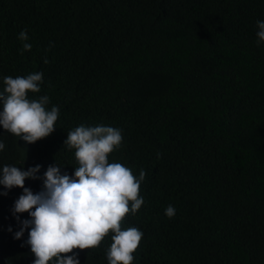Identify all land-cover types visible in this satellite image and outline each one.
Wrapping results in <instances>:
<instances>
[{"label": "trees", "instance_id": "obj_1", "mask_svg": "<svg viewBox=\"0 0 264 264\" xmlns=\"http://www.w3.org/2000/svg\"><path fill=\"white\" fill-rule=\"evenodd\" d=\"M257 21L264 0H0V92L4 77L42 72L41 91L29 98L47 95L46 108H59L54 132L34 144L0 127V168L39 165L38 178L25 180L38 193L49 166L69 176L78 166L63 145L68 132L117 128L123 140L109 162L146 173L144 203L121 224L143 233L132 264H264ZM3 192L0 264H32L30 229L14 239L23 190L0 185ZM111 242L109 234L98 248L74 252L80 264H108Z\"/></svg>", "mask_w": 264, "mask_h": 264}, {"label": "clouds", "instance_id": "obj_2", "mask_svg": "<svg viewBox=\"0 0 264 264\" xmlns=\"http://www.w3.org/2000/svg\"><path fill=\"white\" fill-rule=\"evenodd\" d=\"M256 26L259 45L264 43V21H257ZM18 39L25 41L23 51L31 50L26 30L18 34ZM44 63H48L47 58ZM42 81V72L7 76L0 92V127L28 144L53 133L59 118L58 107L46 108L47 95L29 98V93L41 91ZM122 140L119 129L104 125H80L68 132L63 145L75 150L78 166L71 176L61 174V167L56 164L49 166L38 193L25 187V180L38 178L39 165L26 171L13 165L0 168V185L4 189L23 190L12 210L21 225L14 239H20L25 229H30L25 243L34 256L32 264H80L74 250L98 248L109 234L112 242L107 251L108 264H132L143 233L136 227L122 230L121 224L144 203L140 186L146 173L141 170L137 178L130 168L109 162V155L120 147ZM4 148L0 141V151ZM23 213H28L30 219L21 221L17 214ZM165 215L174 217L175 208L169 205ZM8 231H12L11 227Z\"/></svg>", "mask_w": 264, "mask_h": 264}]
</instances>
